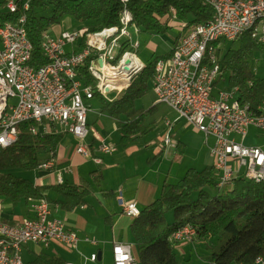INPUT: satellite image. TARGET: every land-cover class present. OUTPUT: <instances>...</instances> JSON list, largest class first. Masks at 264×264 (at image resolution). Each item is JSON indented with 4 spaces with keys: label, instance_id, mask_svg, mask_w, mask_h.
Instances as JSON below:
<instances>
[{
    "label": "built area",
    "instance_id": "1",
    "mask_svg": "<svg viewBox=\"0 0 264 264\" xmlns=\"http://www.w3.org/2000/svg\"><path fill=\"white\" fill-rule=\"evenodd\" d=\"M206 4L212 9L213 22L187 29L174 44L172 55L158 59L153 80L157 101L172 108L177 120L195 126L206 138L214 137L211 153L215 158L218 187L224 188L238 177L264 183V150L244 144L252 126L264 129V97L258 106H252L243 102L238 86L214 92L222 73L218 51L225 42L251 32L262 47L258 62L264 63V0L224 1V5L213 0ZM16 6L27 10L29 0L6 1V9ZM173 13L175 16V9ZM125 14H132L127 7L122 10L121 28L108 27L89 33L84 26L65 27L55 36L46 32L42 49L49 62L39 68L30 64L33 44L24 41V33H28L26 15L18 22L0 26V148L17 141L21 122L33 120L34 134H46V130H51L50 124H54L77 138L79 154L92 157L87 101L98 93L108 96L117 89L125 91L134 75L145 67L136 52L141 45L132 42L129 31L130 27H138L127 25ZM88 59L90 74L91 67H99L104 77L111 79L112 90L100 89L93 82L85 83L79 70ZM194 64H201V72L196 79H189V69ZM166 125L169 130L163 143L176 147L170 133L172 122L168 120ZM235 136H240L242 141ZM98 150L109 155L117 148L102 140ZM92 158L97 164L103 161L101 156ZM53 160L42 162L38 168L51 169ZM57 180L62 182V177L58 175ZM117 198L127 216L134 218L141 212L135 201H124L122 194ZM32 209L34 216L20 223L5 221L0 213V264H26L23 249L29 244L43 248L53 243L77 247L78 234L54 216L53 206L46 198L32 201ZM196 238L197 228L188 224L172 235L171 240L195 242ZM14 246H21V253H14ZM88 259L97 260V254ZM113 261L135 264L133 245L115 242ZM254 264H264V255L257 257Z\"/></svg>",
    "mask_w": 264,
    "mask_h": 264
},
{
    "label": "trees",
    "instance_id": "2",
    "mask_svg": "<svg viewBox=\"0 0 264 264\" xmlns=\"http://www.w3.org/2000/svg\"><path fill=\"white\" fill-rule=\"evenodd\" d=\"M6 1L0 0V26L26 15L28 37L33 44L30 64L35 68L49 62L42 49L44 34L67 16L91 33L118 27L121 12L127 7L139 31L165 34L173 28L175 9L176 21L181 25L175 44L187 29L212 18V9L205 0H129L126 4L120 0H29V9L18 6L15 12L6 9ZM233 42L239 45L218 51L222 73L215 85L227 82L231 87L238 86L243 102L258 106L264 97V76L256 75L255 66L262 47L251 32ZM172 53L173 49L154 55L114 101L96 94L102 101V111L119 121L122 145L133 143L145 132L146 117L154 107L138 108L136 102L147 94L158 59L168 58ZM90 63L88 59L79 70L87 84L94 81L89 72ZM34 125L33 120L21 122L17 141L0 148V198L9 200L12 207L42 198L51 204L57 203L45 194L46 187L13 173L16 169H37L42 162L55 157L64 133H57L56 125L50 124V132L34 134L31 131ZM176 150L179 157L185 146L178 144ZM54 187L64 197L58 201L60 207L67 211L84 205L90 194L88 187L79 185L62 183ZM169 212L173 213L172 222L166 216ZM188 224L197 228L196 240L205 245L211 264H254L257 257L264 255V183L238 177L220 188L214 164L200 170L191 167L177 183L166 182L160 197L133 218L131 232L138 263L181 264L171 236ZM26 264L67 263L58 254L39 250Z\"/></svg>",
    "mask_w": 264,
    "mask_h": 264
},
{
    "label": "crops",
    "instance_id": "3",
    "mask_svg": "<svg viewBox=\"0 0 264 264\" xmlns=\"http://www.w3.org/2000/svg\"><path fill=\"white\" fill-rule=\"evenodd\" d=\"M61 30H56L55 34H58ZM89 106L91 108L90 103ZM151 107H154V109L149 114L155 115L159 113L157 104ZM100 112L101 115L110 118L111 122L107 118L105 120L98 118L95 124L92 121L88 125L89 140L92 143V157L101 156L103 159L102 163L97 164L92 157L79 154L77 152V138L62 129H57V133L64 134L55 151L54 165L48 170L37 169L39 177L34 181L35 184L46 187L45 194L52 201L57 202L52 204L54 216L64 220L67 227L78 234L80 240L77 247L69 248L62 244L53 243L49 248H43L29 244L24 247L23 253L24 251H33L35 255L39 250H43L49 255H60L66 263L101 264L107 251H113L115 242H129L133 245V255L136 263H138V252L131 232L133 218L124 213L123 207L117 198L118 195L122 194L123 200L126 202L135 201L137 206L143 209L160 197L163 185L166 182L175 183L173 180L184 176L191 167L199 169L194 165L186 169L181 164L176 170L175 160L178 158L176 147L173 153L169 150L170 145L166 146L163 143L169 130L166 122L170 120L172 122L170 133L173 142L176 146L183 144L185 148L188 147L189 141L185 139L180 129L178 131V128L187 122L177 120L178 115L176 112V114L174 112L170 114L162 112V115L159 116L160 118L158 117L147 124L148 114L143 127L145 130L144 134L127 146L120 143L119 121L111 117L106 111L101 110ZM158 124H162V126L155 138L156 140L148 139L146 133ZM114 134L119 136L118 143L112 139ZM209 138H206L207 142ZM212 139V144L211 146L209 145L211 148L215 143L214 137ZM102 140H106L109 143H112L110 141L113 140L114 143L112 144L116 145L117 150L113 154H101L98 146ZM210 147L207 150L208 153ZM211 155L209 153V158H211ZM45 156L48 157L50 154ZM213 159L215 162L214 156ZM213 164L211 163L210 165ZM173 171H176V173H173ZM58 175L62 177V182L57 180ZM62 183L88 187L90 194L86 198V203L72 211L62 209L58 201L63 200L64 197L54 187ZM10 208L14 207L10 206ZM0 211L3 220L10 223H20L34 216L32 201L25 203L23 208H18L11 213H5L2 207ZM170 213H167V219H169L168 215ZM189 243L194 245L201 244L199 241ZM185 244L183 242L175 246L182 252L181 246ZM95 253L97 254V260H89L88 258Z\"/></svg>",
    "mask_w": 264,
    "mask_h": 264
},
{
    "label": "rangeland",
    "instance_id": "4",
    "mask_svg": "<svg viewBox=\"0 0 264 264\" xmlns=\"http://www.w3.org/2000/svg\"><path fill=\"white\" fill-rule=\"evenodd\" d=\"M171 24L173 28H171V30H169L165 34H155V33H147L144 31H136L133 27H130L129 31L133 39L138 40L140 42L141 46L139 49H137L136 52L138 53L139 58L142 60L143 63L146 64L151 58H153L154 55L165 54L173 48L174 40L176 36L178 35L180 28H181V25H179V23L176 21L174 14H173V19L171 21ZM65 27H68L70 29H77L79 27H82V25L76 24L70 17L67 16L63 19V21L60 24L53 26L49 32L50 34L55 36L57 35L55 34L56 30L58 29L61 30ZM238 45H239L238 42L227 41L225 42L224 50H227L230 47L236 48ZM255 73L258 76H262V77L264 76V63L262 62V60L256 64ZM220 89L231 90L232 88L231 86L227 84V82H220L218 85H216L214 92H217ZM122 93L114 91L110 93L108 96H103L99 93L98 94L101 95L107 101H114L119 96H121ZM87 102L91 104V108L89 109L88 114H87L88 123H91L92 121H94V124H95L96 123L95 121H97L98 118L102 120H105L107 118V120L111 122L110 118L101 115L100 111L102 110V101L99 99V97L95 96L94 98L88 100ZM154 104H157V109L159 108V113L155 115L149 114L148 119H147V124L157 119L160 115H162V112H166L169 114L172 112L175 113V111H173V109L170 108L169 106L158 103L157 96L154 90V84L153 82H151L147 94L143 96L142 98H140L139 100H137L136 106L138 108L143 107L145 109H148ZM161 126L162 124H158L157 126L150 129L146 133L147 138L155 139L156 136L160 132ZM57 129L59 130L61 128H57ZM109 129H110V126L108 122V130ZM179 129L180 131H182L185 139H187L189 143H188V147L185 148L184 153L175 160L176 170H178L177 168L180 167L181 164L183 167H186V169L192 165H194L195 167L199 169H202L208 164L210 165L211 163H215L213 156L211 155L212 153H211V147H210L212 144L213 137H210L207 142L206 136L201 131H199L195 126L189 123H184L181 127L178 128V131ZM235 137L239 142L242 141V138L240 136H235ZM118 138L119 136L117 134H114L112 139H114V141L118 143ZM110 142L114 143L113 140ZM244 144L258 146L264 150V129H260V128L252 126L249 129L248 135L246 136L244 140ZM209 147H210L209 153L211 155V158H209V153L207 151ZM174 148L175 147L173 146H169V150H171L173 153H174ZM37 169L30 170V171L23 170V169H16L13 171V173L17 176L29 179L30 181L34 182L36 181L37 177H39V171ZM173 173H176V171H173ZM182 177L183 176L173 181L177 183ZM24 205H25V202L23 201L18 206L14 208H10V206L12 207L11 202L9 200L0 198V206L2 207V210L5 213H9V212L11 213L18 208H23ZM168 218H169L168 219L169 222H172L173 220L172 212L168 215ZM183 242L184 241L176 242L175 245L177 244L179 245L180 243H183ZM185 243H186L185 245L181 246L182 252L180 251V249L176 248L177 246H175V251L177 252L179 258H181V264H211L207 259V257L209 256V252L207 251L203 243L198 244V245H194L189 242H185ZM112 254H113V251L110 252V250H108L101 264H114ZM34 256L35 255L33 251L32 252L24 251L23 253V259L25 261L33 260ZM136 264H139V263H136Z\"/></svg>",
    "mask_w": 264,
    "mask_h": 264
},
{
    "label": "bare ground",
    "instance_id": "5",
    "mask_svg": "<svg viewBox=\"0 0 264 264\" xmlns=\"http://www.w3.org/2000/svg\"><path fill=\"white\" fill-rule=\"evenodd\" d=\"M120 1L125 3V0H120ZM212 1L213 0H205L204 2H212ZM224 1L240 2L241 0H217V5H224ZM242 1L247 2V0H242ZM17 8H18V6L12 8V9H8V10L11 12H15L17 10ZM20 20H21V16L19 18H17L15 21H9L6 23H15V22H18ZM125 22L127 25H134L132 14H125ZM207 22H213V14H212V18ZM121 25H122V12L120 15V24L118 27H115V28H121ZM134 29L136 31H139L138 28H134ZM24 41H25V43H32L30 38L28 37V33H24ZM132 42L133 43H140L138 40L133 39V37H132ZM198 72H201V64H194V68L189 69V79H196V75H198ZM91 75L94 78L93 84H97L98 88L104 89V90H112L111 79L108 77H104V74H103L102 70L99 69V67H91ZM116 92L122 93V92H124V89H117ZM245 115H247V104H246V108H245ZM48 132H50V130H46V133H48ZM139 214H140V212H137L136 216H138ZM178 230H180V229H178ZM178 230H176L172 235H175ZM14 253H21V246H14ZM67 264H73V263H67Z\"/></svg>",
    "mask_w": 264,
    "mask_h": 264
}]
</instances>
